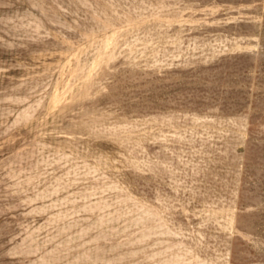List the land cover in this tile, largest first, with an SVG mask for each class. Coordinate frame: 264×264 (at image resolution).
<instances>
[{"label":"rangeland","instance_id":"obj_1","mask_svg":"<svg viewBox=\"0 0 264 264\" xmlns=\"http://www.w3.org/2000/svg\"><path fill=\"white\" fill-rule=\"evenodd\" d=\"M0 264H264V0H0Z\"/></svg>","mask_w":264,"mask_h":264}]
</instances>
